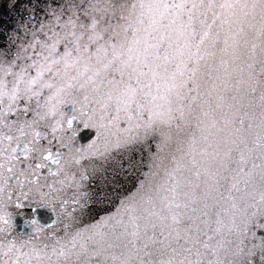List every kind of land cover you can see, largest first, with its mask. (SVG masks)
<instances>
[{
	"label": "snow or ice",
	"instance_id": "snow-or-ice-1",
	"mask_svg": "<svg viewBox=\"0 0 264 264\" xmlns=\"http://www.w3.org/2000/svg\"><path fill=\"white\" fill-rule=\"evenodd\" d=\"M9 8L0 264H264V0Z\"/></svg>",
	"mask_w": 264,
	"mask_h": 264
},
{
	"label": "water",
	"instance_id": "water-1",
	"mask_svg": "<svg viewBox=\"0 0 264 264\" xmlns=\"http://www.w3.org/2000/svg\"><path fill=\"white\" fill-rule=\"evenodd\" d=\"M16 12L9 8V0H0V21L11 22L14 20ZM82 142L90 136L89 130H81Z\"/></svg>",
	"mask_w": 264,
	"mask_h": 264
}]
</instances>
